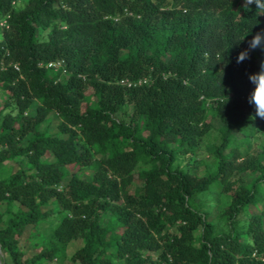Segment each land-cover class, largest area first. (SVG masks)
Here are the masks:
<instances>
[{"label":"trees","instance_id":"16d2710c","mask_svg":"<svg viewBox=\"0 0 264 264\" xmlns=\"http://www.w3.org/2000/svg\"><path fill=\"white\" fill-rule=\"evenodd\" d=\"M261 29L264 0H0L6 264H264Z\"/></svg>","mask_w":264,"mask_h":264},{"label":"rangeland","instance_id":"374dc122","mask_svg":"<svg viewBox=\"0 0 264 264\" xmlns=\"http://www.w3.org/2000/svg\"><path fill=\"white\" fill-rule=\"evenodd\" d=\"M46 34V33H45ZM1 101V98H0ZM13 109V107L10 108V110ZM129 111V105L128 104H124L121 107V110H119L116 114L117 116H125L124 115V111ZM57 117L54 116L53 119H51L50 123H45L44 126H46L49 130H54V128L57 125ZM241 135V134H240ZM264 137L261 136V134H257L256 136H254V144L257 143H262V141H264L263 139ZM220 141V139H218L216 137L215 132L213 133H209L207 136L202 137V140L200 142V146H198V148L196 149L197 153L196 155L198 156L199 159H201V162L198 163L197 167H194V163L193 160H191L189 158V153H182L179 156V163L181 166H183L184 168H188L190 167H194L198 172H204L205 173V162H211L212 160V155H211V147L213 146V144L218 143ZM253 143V142H252ZM248 145V144H245ZM194 155V156H196ZM196 156V157H197ZM195 157V158H196ZM203 160V161H202ZM205 161V162H204ZM17 167V163L16 162H10L7 165L4 166V168H0V177H2L3 175L7 174V171H9V169L11 170L12 168H16ZM89 172V171H87ZM222 196H220L219 193L217 192H212V193H208L204 196V201L207 202L209 204L208 209L209 211L212 213L211 216L214 217V212L213 209L216 205L221 204L220 201L222 200ZM251 210L252 212H257L259 211L258 207L254 204L251 205ZM111 218V217H109ZM110 221V220H109ZM108 221V222H109ZM25 241V239L23 240ZM79 243L75 244V245H69L66 251V255L69 256L73 250L75 249V246L78 245ZM64 260H55L54 263L52 264H71L69 257H67ZM0 261L2 262V264H6V261L4 260V254L2 252V250L0 249Z\"/></svg>","mask_w":264,"mask_h":264},{"label":"clouds","instance_id":"9594fccd","mask_svg":"<svg viewBox=\"0 0 264 264\" xmlns=\"http://www.w3.org/2000/svg\"><path fill=\"white\" fill-rule=\"evenodd\" d=\"M246 44L247 47L242 49L236 57L237 63L243 62L248 58L250 52L257 48L264 50V29L253 33ZM249 81L252 84V90L248 102L254 107L255 115L264 119V62L261 63L259 72L249 76Z\"/></svg>","mask_w":264,"mask_h":264},{"label":"built area","instance_id":"2783aa9c","mask_svg":"<svg viewBox=\"0 0 264 264\" xmlns=\"http://www.w3.org/2000/svg\"><path fill=\"white\" fill-rule=\"evenodd\" d=\"M49 65H53V66H55V65H56V66H57V64H54V63H49Z\"/></svg>","mask_w":264,"mask_h":264},{"label":"bare ground","instance_id":"6f19581e","mask_svg":"<svg viewBox=\"0 0 264 264\" xmlns=\"http://www.w3.org/2000/svg\"><path fill=\"white\" fill-rule=\"evenodd\" d=\"M0 264H2V262L0 261Z\"/></svg>","mask_w":264,"mask_h":264}]
</instances>
